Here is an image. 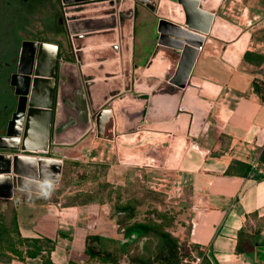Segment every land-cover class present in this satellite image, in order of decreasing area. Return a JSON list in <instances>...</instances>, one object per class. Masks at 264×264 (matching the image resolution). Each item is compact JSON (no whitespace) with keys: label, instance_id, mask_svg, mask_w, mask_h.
<instances>
[{"label":"crops","instance_id":"1","mask_svg":"<svg viewBox=\"0 0 264 264\" xmlns=\"http://www.w3.org/2000/svg\"><path fill=\"white\" fill-rule=\"evenodd\" d=\"M226 2L203 0L202 4L213 9L215 17L236 25L242 32L230 43L205 36L191 75L222 90L208 118L207 136L190 143L177 170L162 167L170 135L153 131L114 134L113 141H105L97 138L94 126L75 145H50L44 154L0 151V198L15 201L22 238H47L55 242L50 253L54 264H69L71 254L79 256L85 249L86 237L99 236L102 242L114 233L104 230L113 227L110 203L62 205L63 167L71 163L105 165L106 181L120 186H124L125 163L156 167L159 172L154 174L159 177L152 188L164 193L172 203L176 212L174 225L178 220L184 223L177 228L182 236L176 238L197 246L206 258L204 264H264V61L255 65L243 58L245 53L264 58V22L261 27H253V20L264 11L234 9L241 5V0H230L224 9ZM255 12L259 16L254 17ZM158 22V17L138 5L134 20V62L145 67L160 47L147 72L164 75L176 66L178 57L167 51V47L158 45ZM181 27L187 29L185 25ZM63 29L57 39L51 34L49 42H57L61 58L72 61L66 54ZM89 41L96 48L109 49L112 37H95ZM89 58L111 63L114 53L107 50ZM101 73L113 75L111 69ZM254 83L258 84L257 92ZM233 162L231 173H227ZM247 167L249 171L243 174ZM257 228L261 229L260 233L252 242L241 245L243 252H237L239 233L253 235ZM201 261L202 257L198 264H203ZM9 264H42V260L37 256L24 262L13 259Z\"/></svg>","mask_w":264,"mask_h":264},{"label":"water","instance_id":"2","mask_svg":"<svg viewBox=\"0 0 264 264\" xmlns=\"http://www.w3.org/2000/svg\"><path fill=\"white\" fill-rule=\"evenodd\" d=\"M202 3L61 0L59 20L72 61L59 58L57 43L23 42L14 84L17 108L0 136V151L44 154L50 145H75L94 126L97 138L105 141H113L114 134L153 131L170 135L162 167L177 170L190 143L207 136L208 118L222 90L191 75L205 36L230 43L242 32ZM138 5L159 18L158 45L178 57L169 73L147 72L160 47L145 67L134 62ZM109 35V49L90 44L89 39ZM107 50L114 53L111 63L90 61L92 54ZM105 69L113 75H102Z\"/></svg>","mask_w":264,"mask_h":264},{"label":"rangeland","instance_id":"3","mask_svg":"<svg viewBox=\"0 0 264 264\" xmlns=\"http://www.w3.org/2000/svg\"><path fill=\"white\" fill-rule=\"evenodd\" d=\"M229 2L230 0H227L224 9L228 7ZM238 7H241V9H258L264 11V0H241V5L237 4V6H234V9ZM257 16H259V13L255 12L254 17ZM249 19H252L251 14H249ZM263 22L264 13L260 15L257 20H253V27H261V23ZM125 164L127 165L123 175V188L125 190L121 193L122 199L124 201L128 199H138L141 203L134 219L130 221H125L123 218L120 219L121 228L134 220H156V213L154 211H167L170 216H176V212L172 208V203L168 200L167 196L152 188L154 187L153 183L157 181L159 177V175L154 173L159 172V170H157L156 167L144 168L143 166ZM63 171V182L65 184V195L61 198V200H64L63 204L80 203L82 195L91 192H98L99 199L107 198L106 193L108 190L101 188L108 183L106 181V169L103 168L102 165L94 166L90 163H79L78 165L64 164ZM115 175L118 176V174ZM73 195L80 196L73 199L69 198L73 197ZM69 199H71V201ZM181 223H183V221L178 220L177 225H173L171 228H168L167 231L174 237H176V235L179 237L182 236L177 229ZM123 240H125L126 243H123ZM121 242L123 243L122 245L120 244ZM164 246V240L154 235L143 234L139 231H133L129 235L125 232L116 231L112 233L110 238L102 240V242L97 245L99 248L115 252L119 258L118 264H133L135 260L145 263L153 262V264H161L160 262H156L154 257L164 250ZM17 250H22V247L17 243V236L15 234L9 205L0 200V264H9L11 260H17L19 256L15 253ZM194 255L197 256L195 252ZM197 259L200 260L201 257L197 256ZM187 261H191V258L187 259ZM81 264L83 263L81 262ZM87 264L99 263L90 260Z\"/></svg>","mask_w":264,"mask_h":264},{"label":"trees","instance_id":"4","mask_svg":"<svg viewBox=\"0 0 264 264\" xmlns=\"http://www.w3.org/2000/svg\"><path fill=\"white\" fill-rule=\"evenodd\" d=\"M62 30V28L60 29ZM244 60L250 64L259 65L264 61V58L260 55H255L253 53H245ZM254 59V60H253ZM258 84H253V89L255 92L258 91ZM71 164H79V163H71ZM235 163L231 164L227 173H231L232 167ZM103 168H107V166L102 165ZM250 167H247L243 174H246L249 171ZM107 183V182H106ZM102 189L108 190L106 193V199L98 198V192H91L86 195H82L81 202L77 203L79 205H88L93 202L98 204H104L105 202H112L114 209L122 214L123 220L130 221L134 219L137 214L138 207L140 206V200L138 199H128L124 201L122 199V192H124L123 187H114L111 184L107 183L105 186L101 187ZM80 195H73V197H69L71 199L77 198ZM71 199H69L71 201ZM9 205V210L11 213V218L14 225L15 234L17 236V243L22 247V250L15 251L18 256L17 260L20 262H24L26 258H36L40 256L42 259V264H54L50 260V253L55 248V242L44 238V239H24L20 236L17 227V215L15 203L13 201H3ZM76 203H64V207L77 205ZM156 213V220H134L130 224H125L122 226L124 232L130 234L133 231H139L143 234L154 235L165 241L164 250H162L159 254L154 257L156 262H160L161 264H185L183 261L190 257V251H193L197 254V256L202 257V263H206V258L203 253L198 249L195 245H187L185 242L179 244V239L172 236L167 229L171 228L174 225L175 217L170 216L167 211H154ZM123 222V221H122ZM121 223V222H119ZM261 231L260 228H257L253 235L245 234L243 232L239 233L238 244H237V252H243L242 244L244 242H252L254 239V235L259 234ZM91 243H96V246L91 245ZM100 243L99 236H88L86 237V246L84 251L79 255L75 256L73 254L70 255L69 264H87L90 260L96 261L99 264H118L119 258L117 254L111 250H106L97 247ZM44 252V253H43ZM133 264H153V262L145 263L143 261L135 260Z\"/></svg>","mask_w":264,"mask_h":264},{"label":"flooded vegetation","instance_id":"5","mask_svg":"<svg viewBox=\"0 0 264 264\" xmlns=\"http://www.w3.org/2000/svg\"><path fill=\"white\" fill-rule=\"evenodd\" d=\"M61 6V0H0V136L5 135L7 123L12 119L17 108L18 100L14 84L21 46L23 42L50 43L51 34L53 38L57 39L62 33L60 29L63 28L59 20ZM26 50L27 47L24 48L23 55H26ZM59 58H61L60 45ZM63 177V187L60 191H63L65 188ZM112 186L123 187L120 185ZM0 200L6 202L13 201L15 203L12 199L3 200L0 198ZM107 203H110L112 206L114 214L111 216V219L114 222L112 230H108L105 226L104 230L109 231L108 233L116 231L124 232L119 223L122 214L114 209L112 202ZM104 236L102 235V238H106ZM182 243L184 242H179V244ZM193 253V251H190L189 258L192 259ZM184 262L191 264V261H187V259Z\"/></svg>","mask_w":264,"mask_h":264},{"label":"built area","instance_id":"6","mask_svg":"<svg viewBox=\"0 0 264 264\" xmlns=\"http://www.w3.org/2000/svg\"><path fill=\"white\" fill-rule=\"evenodd\" d=\"M192 259H193V262H191V264H198V262L200 261L199 259H197L194 253L192 254Z\"/></svg>","mask_w":264,"mask_h":264}]
</instances>
